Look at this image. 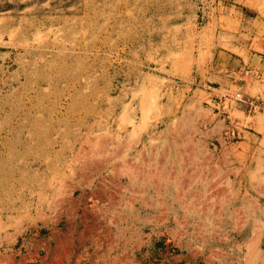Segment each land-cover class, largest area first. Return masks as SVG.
Masks as SVG:
<instances>
[{"label": "rangeland", "instance_id": "obj_1", "mask_svg": "<svg viewBox=\"0 0 264 264\" xmlns=\"http://www.w3.org/2000/svg\"><path fill=\"white\" fill-rule=\"evenodd\" d=\"M248 7L0 0V264L264 251V112L234 99H264L243 74L264 61V0ZM175 191L180 227L140 224V197Z\"/></svg>", "mask_w": 264, "mask_h": 264}, {"label": "crops", "instance_id": "obj_2", "mask_svg": "<svg viewBox=\"0 0 264 264\" xmlns=\"http://www.w3.org/2000/svg\"><path fill=\"white\" fill-rule=\"evenodd\" d=\"M240 1L247 3V5L249 6L248 7L249 10H251L253 8V6L256 4V1H261V0H240ZM260 40H261V43L264 45V35L262 36V38ZM250 55L252 57L250 62H252L253 56H257V54L255 52L254 53L251 52ZM248 67L251 68V66H248ZM252 70H260V71L264 70V61L262 63L259 62L258 65H255L252 68ZM261 72H264V71H261ZM153 182H155V181H153ZM168 182H169L168 183L169 186L174 185V183L171 184V180ZM151 186L154 188L157 187V185L155 183L151 184ZM174 187H175V185H174ZM180 198L182 200L181 202L185 203L187 200V195L185 194L184 197L180 196ZM163 199H166L165 196H161V194L159 192H158L157 196L156 195L152 196V203L151 204H148L149 201H148V199H146L145 195L138 199V202L140 201V203L138 204L139 206L135 207L133 213L138 214V216L140 218L142 217V220H140V224H141V222L146 223L147 215L149 214L150 218L152 216H154V219L152 220V222L148 223L151 229L152 228H157V229H159V228H165V229L171 228V229H173V228L180 227V222H182L183 219L179 218V211H178L179 195H178V192L175 191L174 194H172V195L169 194L168 200H169V204L171 206H168V207L163 206V204L164 205L167 204L164 202L165 200H163ZM185 208H186V206L181 207V209H183V210ZM212 208L214 210L216 207L212 206ZM201 209L210 210L211 207L206 206V207H201ZM164 217H166L165 220H164ZM143 226L131 225L130 228H134V230H136V229L140 230L141 227H143ZM173 242L179 243V244H187V243L189 244L190 243L187 240H184L180 237H177V239H174V237H173ZM219 251L220 250H218V249H216V250L209 249L207 254H202V250L200 251L198 246H196L194 255H191V252H190V255H181V256L186 262L188 261L189 264H230L228 259H230L233 256H237V255L239 258V262H240L239 264H264V251L237 252V253H219ZM156 256H160V254H157ZM161 256H164V254L161 253Z\"/></svg>", "mask_w": 264, "mask_h": 264}, {"label": "built area", "instance_id": "obj_3", "mask_svg": "<svg viewBox=\"0 0 264 264\" xmlns=\"http://www.w3.org/2000/svg\"><path fill=\"white\" fill-rule=\"evenodd\" d=\"M264 55V51H263ZM244 76H250L255 79H264V72L258 70H245L243 72ZM234 99L242 104L244 107L248 108L249 111H255V109H262L264 112V99L259 98H246L240 93H236Z\"/></svg>", "mask_w": 264, "mask_h": 264}]
</instances>
